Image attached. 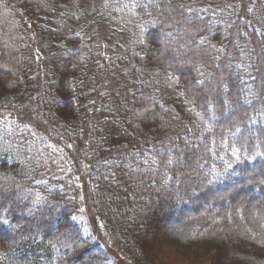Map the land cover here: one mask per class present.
<instances>
[{"label": "trees", "instance_id": "trees-1", "mask_svg": "<svg viewBox=\"0 0 264 264\" xmlns=\"http://www.w3.org/2000/svg\"><path fill=\"white\" fill-rule=\"evenodd\" d=\"M165 43L180 55L161 56ZM220 83L252 101L231 115L235 136L210 118ZM261 103L264 0H0V264H127L118 251L133 264H264V157L245 158L264 153V120L255 135L246 123ZM176 215L191 236L170 233ZM69 225L79 246L66 249Z\"/></svg>", "mask_w": 264, "mask_h": 264}, {"label": "snow or ice", "instance_id": "snow-or-ice-1", "mask_svg": "<svg viewBox=\"0 0 264 264\" xmlns=\"http://www.w3.org/2000/svg\"><path fill=\"white\" fill-rule=\"evenodd\" d=\"M80 3L85 7V10H88V6L91 5L93 3V0H80ZM149 5H143L142 7L147 8ZM95 10V9H93ZM247 11L251 12L252 8H248ZM149 15H151V13H149ZM167 35H171V33H167ZM136 43L143 45L144 47H149L150 46V40H149V36L147 34L146 31H144L143 28H141V30L138 32V34L136 35ZM201 44L204 43L203 40L200 41ZM158 51H160L161 56L171 53L174 56H179L180 54L178 52H176L173 49H170L169 46L167 45V43L164 44V46L160 49H158ZM157 59H159V57H157ZM184 66H189L192 68H196V65L194 63H192L189 60H179L178 63L176 64V67H184ZM197 71H199V69H197ZM201 76L204 75V73L202 71H200L199 73ZM166 79L168 82H170L173 86H177L179 84V80L175 78V76L171 73H166ZM205 81L203 79H196L193 83H191L189 85V90H191L192 88H196L200 85H204ZM225 86L220 83L217 85V89L216 90H209L208 95L213 97L214 99H216L217 104H218V111L220 113L219 116H211L210 118L213 120L219 119L221 117H227L228 118V122L232 123V126L235 128V131L233 132V135L235 136L237 133L240 132V127L238 126L237 123H235L234 121H232L231 119V115L235 114L236 112H238V105L239 103L243 102L245 104H251L252 101L249 100L247 97H245L243 99V101H241L240 96H229L227 99H225L224 95L221 93L220 90H222ZM181 95H183V92H181ZM149 100L153 99V98H148ZM138 102L143 104V111L141 112H136L135 110H133V114L140 116L143 115L144 111H147L149 108V104H144V98L140 97L138 98ZM191 102V101H190ZM207 103L205 105V108L207 109ZM254 111L256 112V115H247V131L250 135H255V131L252 128V125H256L257 124V118L259 117L261 120H264V103H261L259 107L254 108ZM248 140V135L245 136H241L240 137V142H241V146H244V143ZM172 147H169L168 151L165 152L163 149L160 150L159 155L163 158L160 161V164L162 165H171L173 163V160L171 158V152H172ZM232 156L236 157L237 161H240V155H239V150H233L232 152ZM256 156H261L264 157V153H260L257 152L254 156H248L245 153V158L249 159V160H254ZM222 159V157H221ZM153 164H156V160L153 159L152 161ZM227 167L230 169L232 167V164L229 162H226ZM202 167V166H201ZM164 175H166V173H164ZM220 174L217 175H212L211 173H203L202 174V180L201 182H206V183H213L217 177ZM171 179V177H167L166 179H164L162 181V183L164 185L168 184V181ZM260 183L264 184V180H261ZM179 189H177L178 192ZM34 205H39L41 204V200L37 199L34 202ZM29 212L32 211V209L30 208L28 210ZM81 211H83V209H81ZM71 220L75 221L77 220L76 216H71ZM2 223L4 225H8L9 227H13L15 228L16 225H9V222L7 219H3ZM71 226H67L66 230L64 232H60L57 236V241L60 242L66 249H71L73 247V245L79 246V242L77 240V238L75 236H73L69 231L68 228H70ZM101 227H103V225H101Z\"/></svg>", "mask_w": 264, "mask_h": 264}, {"label": "rangeland", "instance_id": "rangeland-1", "mask_svg": "<svg viewBox=\"0 0 264 264\" xmlns=\"http://www.w3.org/2000/svg\"><path fill=\"white\" fill-rule=\"evenodd\" d=\"M166 37H167V35H165ZM22 196H20L19 198H21ZM247 198L245 199L244 198V200H243V202H247ZM262 204H263V202H259V200H257V201H255V203H254V205L255 206H257V207H262ZM263 211H264V208H263ZM248 216V215H247ZM176 217H177V215L174 217V218H172L171 220H169V221H166V224H167V226H168V229H170L169 231H170V233H172V234H178V233H187L186 235L187 236H191V233L192 232H190V231H188L189 229H187L188 228V220H185V221H182V222H179V221H177V219H176ZM252 218L255 220V221H257V220H259V219H261V217H260V214H254L253 216H252ZM251 219L249 218V221H250ZM165 222V221H164ZM99 226H101V225H99ZM248 231V233H249V229H248V227L247 228H245V227H243V234H245V233H247V231ZM98 230H99V227H98ZM264 230V229H263ZM100 232V231H99ZM107 234H109V232L107 233L106 232V234H105V237H107ZM250 234V233H249ZM250 236V235H249ZM109 244H114V242H113V240L111 239V241L109 242ZM118 251V250H117ZM118 253H120V254H122L123 255V259L124 260H126V263L127 264H133V261L130 259V260H128L129 259V257L126 255V254H124L123 252H119L118 251ZM96 253H93L92 255H95ZM261 262V261H260Z\"/></svg>", "mask_w": 264, "mask_h": 264}]
</instances>
